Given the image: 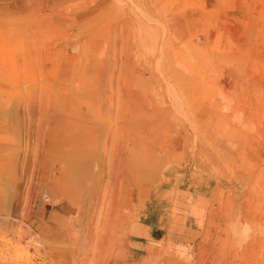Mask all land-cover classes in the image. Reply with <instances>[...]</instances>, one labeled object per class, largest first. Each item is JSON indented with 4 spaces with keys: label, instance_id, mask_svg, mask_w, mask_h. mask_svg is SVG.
Here are the masks:
<instances>
[{
    "label": "rangeland",
    "instance_id": "374dc122",
    "mask_svg": "<svg viewBox=\"0 0 264 264\" xmlns=\"http://www.w3.org/2000/svg\"><path fill=\"white\" fill-rule=\"evenodd\" d=\"M18 1L0 0V264H264V0ZM79 134L87 191L53 198L43 172Z\"/></svg>",
    "mask_w": 264,
    "mask_h": 264
},
{
    "label": "bare ground",
    "instance_id": "6f19581e",
    "mask_svg": "<svg viewBox=\"0 0 264 264\" xmlns=\"http://www.w3.org/2000/svg\"><path fill=\"white\" fill-rule=\"evenodd\" d=\"M24 0H20V1H18V3L19 2H21V4L22 3H24L23 2ZM47 1V0H46ZM52 1H54V4L56 3V1L55 0H52ZM60 1V0H59ZM65 3H67V1L68 0H63ZM62 1V2H63ZM72 1V0H71ZM41 2V1H40ZM74 2V1H73ZM33 3H38V0H32V2H31V5H33ZM64 3V4H65ZM26 4V3H25ZM30 4V3H29ZM29 4L28 5H26L27 7L29 6ZM39 4V3H38ZM85 5H87V4H89V3H84ZM82 5V4H81ZM17 6V5H16ZM60 6H64V5H60ZM24 7V6H23ZM41 7V6H40ZM74 7V6H73ZM84 7H86V6H84ZM68 8V7H67ZM82 8V7H81ZM24 8H22V10H23ZM26 9V8H25ZM28 9V8H27ZM26 9V10H27ZM36 9H37V7H36ZM39 12V11H38ZM56 12V11H55ZM62 12H64V11H62ZM72 12V11H71ZM84 14H86V13H84ZM83 15V14H82ZM80 16V15H79ZM86 17V16H85ZM61 18V17H60ZM64 18V17H63ZM67 18V17H66ZM65 18V19H66ZM79 18V17H78ZM80 19H83V18H80ZM66 20H68V22H71L73 19L69 16ZM96 20H98V19H96ZM87 21V20H86ZM77 22V21H76ZM95 22V21H94ZM59 23V22H58ZM73 23V22H72ZM85 23V22H84ZM83 23V24H84ZM85 26V25H84ZM87 27V26H86ZM82 29H83V27H82ZM83 32V31H82ZM69 39V38H68ZM59 48H57V50H58ZM61 50V51H60ZM60 50H58V51H54L55 53L57 52H63L62 51V49H60ZM60 52H59V54H60ZM68 54V53H67ZM70 56H72V55H70ZM77 57V56H76ZM70 58V57H69ZM95 62H93V64H94ZM88 64V63H87ZM86 65V64H85ZM92 66V65H91ZM103 66V65H102ZM83 67V66H82ZM105 67V66H104ZM71 68V67H70ZM85 68V67H84ZM67 69V68H66ZM77 69V68H76ZM106 69V68H105ZM104 70V69H103ZM74 71H76V70H74ZM79 71H81V70H79ZM101 71V70H100ZM105 71V70H104ZM109 71V70H108ZM97 72V71H96ZM103 72V71H102ZM67 73V72H66ZM69 73V72H68ZM106 73V72H105ZM102 74V73H101ZM100 75V74H99ZM104 75V74H103ZM102 75V76H103ZM105 76V75H104ZM111 79H112V76L110 77ZM66 79V78H65ZM110 79V80H111ZM103 80V79H102ZM102 82V81H101ZM101 82H99L98 84H100ZM70 83V82H69ZM83 83V81L81 82V84ZM96 84V83H95ZM95 88V87H94ZM96 89V88H95ZM94 89V90H95ZM96 91V90H95ZM82 92H83V90H82ZM96 95V94H95ZM96 97V96H95ZM136 100H137V98H136ZM143 100V99H142ZM69 101H71V100H69ZM138 101V100H137ZM136 101V102H137ZM144 101V100H143ZM141 102V101H140ZM140 102L138 103L139 105H140ZM133 103H135V102H133ZM134 105V104H133ZM138 105V106H139ZM27 106V105H26ZM136 106V105H135ZM29 107V106H28ZM28 107H27V112L28 113H33V115H34V113H35V109L34 108H32L33 106H31V108L30 109H28ZM40 107H42V106H40ZM144 107V106H143ZM53 108H55L56 109V107H53ZM145 108V107H144ZM25 109H26V107H25ZM41 109V108H40ZM39 109V110H40ZM44 109V108H43ZM55 109H53V111L55 110ZM46 110V109H45ZM50 110V109H49ZM144 110V109H143ZM135 112H137V111H135ZM38 113V112H37ZM53 114L55 115H49V117H47L48 119H51V120H54V121H56L59 117H57L56 116V113L55 112H53ZM81 114V113H80ZM134 114V113H133ZM98 115V114H97ZM47 116V115H46ZM88 117L87 118H91V115L89 116V115H87ZM132 117H133V115H132ZM85 118H86V116H85ZM100 118V117H99ZM138 118V117H137ZM93 119V118H92ZM130 120V119H129ZM132 120V119H131ZM136 120V119H135ZM134 120V121H135ZM133 121V120H132ZM131 122V121H130ZM136 122H137V120H136ZM98 123V122H97ZM144 124V123H143ZM142 125V124H141ZM133 126H135V125H133ZM137 127V126H136ZM135 127V128H136ZM101 129L102 128V126L101 127H97L96 125H94V124H91V125H87V124H83V126L81 125V129L82 130H90V131H97L98 129ZM104 129V128H103ZM107 132V131H106ZM99 137H101V136H98V139H102L101 141H102V144H103V146L105 147V149H107V147H108V149H109V147H111V143L113 142H109V138H108V136H106V135H104L102 138H99ZM93 137H90V139L87 137V136H85L84 134H79V135H75V136H72V137H69L68 139H65V140H63V142H67L68 144H70L69 146H71L72 144L73 145H78L77 147H75V148H73L72 146V149H73V152H72V154L69 156L68 155V157H64L63 158V160H62V165H60V167L59 168H48V169H45L44 170V172H43V177H45V180L47 181V184L48 185H46V187H47V189H48V192L50 193V194H52V195H50L51 197H56L58 194H60V193H62V192H65L66 194H70V193H80V194H85L86 193V191L87 190H85V188H84V183H86V180L90 177V165H91V163H93V160H95V158H97V157H94V158H92V157H89L88 155H89V147H88V144H90V141H91V139H92ZM94 139V138H93ZM92 139V140H93ZM62 142V141H61ZM96 143L97 142H95V145H96ZM68 146V147H69ZM93 146V145H92ZM95 147V146H94ZM83 150V151H82ZM106 151V150H105ZM64 152V151H63ZM62 152V153H63ZM69 152H70V149H69ZM80 152V153H79ZM96 152V151H95ZM95 152L94 153H92L93 155L95 154ZM108 153H109V150H108ZM123 153V152H122ZM121 153V154H122ZM70 154V153H69ZM126 154V153H125ZM63 155V154H62ZM97 155V154H96ZM127 155V154H126ZM103 156H104V154H103ZM109 156V155H108ZM126 156H124V155H120L119 156V158L120 159H126L125 158ZM98 159V158H97ZM100 159V158H99ZM113 159V158H112ZM117 159V158H116ZM116 159L114 160V161H116ZM128 159V158H127ZM59 161V160H58ZM100 161V160H99ZM124 161V160H123ZM125 161H127V160H125ZM55 162V161H54ZM102 162V161H101ZM120 162V161H119ZM118 162V163H119ZM60 163V162H59ZM121 163H122V161H121ZM124 163V162H123ZM137 163V162H136ZM112 165V164H111ZM121 165H123V164H121ZM121 167V166H120ZM147 167V166H146ZM132 171H134V172H136V169H133ZM130 172H131V170H130ZM115 175V174H114ZM117 175H118V173H117ZM119 176V175H118ZM128 183H130L131 184V187H129V188H127V191H128V193L129 192H131V189H133V187H132V184H134V183H132L131 181L130 182H128ZM129 185V184H128ZM95 191V190H94ZM96 191H97V188H96ZM64 193V194H65ZM93 193V192H92ZM98 193V192H97ZM88 195V194H87ZM96 195V194H95ZM125 195H126V193H125ZM98 196V195H97ZM127 196V195H126ZM87 197V196H86ZM94 197V196H93ZM96 197V196H95ZM94 197V198H95ZM100 197V196H99ZM103 196H101L100 198H102ZM123 197V196H122ZM114 199V198H113ZM101 201V200H100ZM99 201V202H100ZM121 201V200H120ZM76 202V201H75ZM97 202V201H96ZM90 203V202H89ZM89 203H88V205H89ZM92 204V203H91ZM100 203H98V205H99ZM112 204V203H111ZM69 205V204H68ZM87 205V206H88ZM95 205V204H94ZM80 206H82L81 205V203H80ZM90 206V205H89ZM91 208H95V207H92V206H90ZM90 207H88V208H90ZM90 208V209H91ZM85 210H86V208H85ZM92 210V209H91ZM113 210V209H112ZM111 210V211H112ZM84 211V210H83ZM93 211V210H92ZM91 212V211H90ZM89 212V213H90ZM95 212V211H94ZM93 212V213H94ZM82 213V212H81ZM88 212H86V214H87ZM89 213H88V215H89ZM92 213V212H91ZM108 215V214H107ZM90 217H91V214H90ZM94 218V217H93ZM98 218V217H97ZM85 219V218H84ZM87 219H89V217L87 218ZM91 219H92V217H91ZM84 221V220H83ZM82 221V222H83ZM90 221V220H89ZM97 221V220H96ZM93 223V222H92ZM90 228V227H89ZM46 234V233H45ZM50 234V233H49ZM48 234V235H49ZM52 234V233H51ZM49 239V238H48ZM53 239V238H52ZM54 240V239H53ZM56 240V239H55ZM73 245V244H72ZM98 245V244H97ZM97 247V246H96ZM71 249V248H70ZM101 249V248H100ZM161 250V249H160ZM98 253V252H97ZM167 253V252H166ZM170 254V253H169ZM166 255H168V254H166ZM170 256V255H169Z\"/></svg>",
    "mask_w": 264,
    "mask_h": 264
},
{
    "label": "crops",
    "instance_id": "0c3cea01",
    "mask_svg": "<svg viewBox=\"0 0 264 264\" xmlns=\"http://www.w3.org/2000/svg\"><path fill=\"white\" fill-rule=\"evenodd\" d=\"M146 227L150 230V233H151L152 228H150V227H148V226H146Z\"/></svg>",
    "mask_w": 264,
    "mask_h": 264
}]
</instances>
